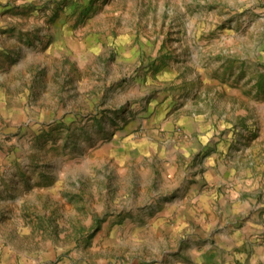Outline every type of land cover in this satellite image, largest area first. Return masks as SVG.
<instances>
[{
    "label": "rangeland",
    "instance_id": "rangeland-1",
    "mask_svg": "<svg viewBox=\"0 0 264 264\" xmlns=\"http://www.w3.org/2000/svg\"><path fill=\"white\" fill-rule=\"evenodd\" d=\"M0 264H264V0H0Z\"/></svg>",
    "mask_w": 264,
    "mask_h": 264
},
{
    "label": "crops",
    "instance_id": "crops-1",
    "mask_svg": "<svg viewBox=\"0 0 264 264\" xmlns=\"http://www.w3.org/2000/svg\"><path fill=\"white\" fill-rule=\"evenodd\" d=\"M186 125V128H188L189 129V131L191 132V131H193V130H196L197 128H198V126H197V124L196 123H194V122H188V123H186L185 124ZM211 179H213V177H210ZM196 190V194H195V200H198V199H201L200 198V194L198 195V189H195Z\"/></svg>",
    "mask_w": 264,
    "mask_h": 264
}]
</instances>
